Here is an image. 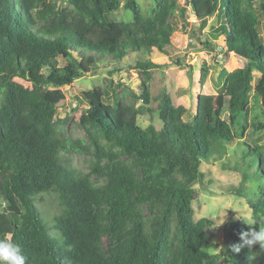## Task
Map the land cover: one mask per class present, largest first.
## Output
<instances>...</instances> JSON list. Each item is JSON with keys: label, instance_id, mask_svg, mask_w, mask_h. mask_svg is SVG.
I'll list each match as a JSON object with an SVG mask.
<instances>
[{"label": "trees", "instance_id": "16d2710c", "mask_svg": "<svg viewBox=\"0 0 264 264\" xmlns=\"http://www.w3.org/2000/svg\"><path fill=\"white\" fill-rule=\"evenodd\" d=\"M122 1L0 0V238L18 243L26 264H264L258 245L233 251L250 227L241 220L227 228L225 250L211 252L207 229L213 220L194 219L193 207L194 184L206 178L203 161L239 143L237 170L243 180L253 173L260 181L248 198L252 219L264 216V145L254 138L264 132L259 0H188L197 16L210 6L220 16L224 11L223 22L201 44L218 52L213 40L224 35L221 52H234L245 63L219 72L216 107L203 93L210 66L202 64L188 88L191 119L185 118L188 107L163 91L157 98L160 128L142 127L139 117L152 112V71L162 65L151 56L154 48L167 53L174 43L177 0H155L148 14L138 0H125L133 20L108 21L106 14ZM187 8L181 10L185 20ZM59 57L71 61L60 65ZM129 58L142 75L141 94L128 90L129 102L107 87L82 92L86 138L74 137L67 119L58 118L63 87ZM9 67L33 88H17ZM75 152L91 156L88 171L71 165L66 154ZM50 191L63 205L53 221L36 204ZM229 192L247 197L243 185Z\"/></svg>", "mask_w": 264, "mask_h": 264}, {"label": "rangeland", "instance_id": "374dc122", "mask_svg": "<svg viewBox=\"0 0 264 264\" xmlns=\"http://www.w3.org/2000/svg\"><path fill=\"white\" fill-rule=\"evenodd\" d=\"M138 1L147 14L155 5V0ZM189 4L188 0H177L176 9L173 12V22L175 24L174 43L168 47V52H161L157 48L153 50L151 58L156 63L161 64L162 68L152 71L151 90L156 99L151 103L152 112H147L139 117V124L142 127H147L149 124H153L157 128L162 126L163 121L158 112L159 100L157 98L165 90L173 97L175 104H183L188 107L189 111L185 118L191 119L195 111L193 109L192 92L188 88L194 73L198 72L204 62L210 66V75L205 83L203 93L210 97L211 104L214 106L218 97L215 80L218 78L219 72L224 68L232 71L242 67L245 63L244 59L234 52L229 53L228 56L221 52V48L225 43L224 35L213 40L218 45V52L212 51L201 44V40L207 38V33L223 22L224 11L223 16H220L218 11H213L210 6L204 14L197 16L193 13ZM124 5L125 0L122 1L121 7L117 11L106 14L107 20L131 22L133 14ZM64 6L66 5L64 4ZM183 7H188L186 20L181 17ZM256 8L260 14V32L264 39V0L257 1ZM203 22L206 24L205 28H201ZM185 23L188 26L183 29ZM57 61L60 65H63L71 60L69 58L64 60L59 57ZM133 64V58H129L118 67L112 62H108L98 72L86 74L84 77L75 80L71 85L63 87L66 98L60 103L58 118L67 119L65 127L74 137L86 138L85 130L80 125V117L87 107V104L79 103L78 95L82 92L107 87L111 96L116 92L117 96L129 102L132 101V96L128 94V90H132L138 95L141 94L142 75L133 67ZM6 73L17 88H33V84L16 75V71L12 67L7 68ZM222 75H224L223 72ZM256 75L259 76L260 74L256 72ZM111 81L113 82L112 85ZM120 85H123V87L120 88ZM140 103L138 102V104ZM223 116L228 117L227 112H224ZM254 138L257 139L259 144L264 145V132L256 134ZM218 144L225 147L221 143ZM227 146L228 148L224 154H222V150L221 152L215 151L209 161H203L201 170L206 173V178L204 181H198L194 184L196 188L195 200L193 201L194 219L207 217L213 220V226L207 229L213 243V247L210 248L213 253H220L225 250L227 228L238 220L246 222V220L252 219L248 198L254 197L260 185V181L253 173L246 180H243V171L237 170L236 166L241 150L239 143L231 145L229 143ZM66 156L71 158V165L79 171L89 170L90 155L75 152L66 154ZM255 167H257V164L252 168L247 167V170L252 169V171H255ZM242 185L247 197H240L234 195L233 192H229ZM36 204L43 217L49 221H53V217L63 210V205L55 191L39 194ZM52 233L57 235L58 231L53 229Z\"/></svg>", "mask_w": 264, "mask_h": 264}, {"label": "clouds", "instance_id": "9594fccd", "mask_svg": "<svg viewBox=\"0 0 264 264\" xmlns=\"http://www.w3.org/2000/svg\"><path fill=\"white\" fill-rule=\"evenodd\" d=\"M246 223L250 227L240 233L241 243L234 245L233 251L239 253L245 247L252 250L257 245L264 250V226H260L264 224V216L246 220ZM248 259L253 261L255 257L249 256ZM0 264H26L21 246L8 236L0 238Z\"/></svg>", "mask_w": 264, "mask_h": 264}]
</instances>
